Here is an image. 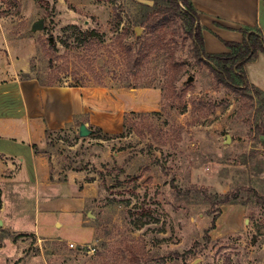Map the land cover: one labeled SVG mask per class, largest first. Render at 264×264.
<instances>
[{"label": "rangeland", "instance_id": "374dc122", "mask_svg": "<svg viewBox=\"0 0 264 264\" xmlns=\"http://www.w3.org/2000/svg\"><path fill=\"white\" fill-rule=\"evenodd\" d=\"M145 4L155 0H0L1 82L154 93L118 132L85 115L46 134L52 170L81 175L90 237H15L0 225V264H264V93L218 82L185 18L171 13L153 31ZM7 200L34 219L33 188Z\"/></svg>", "mask_w": 264, "mask_h": 264}, {"label": "crops", "instance_id": "0c3cea01", "mask_svg": "<svg viewBox=\"0 0 264 264\" xmlns=\"http://www.w3.org/2000/svg\"><path fill=\"white\" fill-rule=\"evenodd\" d=\"M191 1L205 27L203 38L209 53L230 51L225 41L241 42L244 37L241 27H257L264 34L263 0ZM245 68L250 83L264 90V53L259 52ZM111 90L107 94L105 87L43 85L37 78L13 77L0 81L3 229L14 232L15 237L24 233L54 241L66 240L58 235L57 228L64 233L77 230L81 240L90 237V226L82 221L86 198L75 188L76 179L81 175L52 170L49 157L40 148L46 143L48 131L60 130L85 115L104 130L118 132L122 129L125 111L145 109L149 96L154 94L149 89H134L130 93L125 89ZM33 144L38 145L40 152L34 150ZM13 165L18 169L12 171ZM29 188H33L35 195L34 219H27L22 209L14 208L7 200L13 193L16 197L24 196ZM20 240L17 239L18 243Z\"/></svg>", "mask_w": 264, "mask_h": 264}, {"label": "trees", "instance_id": "16d2710c", "mask_svg": "<svg viewBox=\"0 0 264 264\" xmlns=\"http://www.w3.org/2000/svg\"><path fill=\"white\" fill-rule=\"evenodd\" d=\"M145 6L153 10L146 16L143 24L153 31L157 29L155 26H160V22L171 13L180 14L185 18L188 32L194 41L195 57L208 65L218 82L223 83L233 91H246L250 88L256 90L258 93H264V90L250 83L245 68L246 64L256 58L259 52L264 53V34L260 28L241 27L240 30L244 36L241 42L225 41L230 51L209 53L205 49L203 38V29L205 27L201 24L199 12L191 0H166V3L161 6L155 0L153 6L147 4ZM88 35L97 36L99 35V31L92 30ZM37 79L43 85H53L52 83L44 82L39 77ZM49 133L53 132L48 131ZM33 147L36 152H40L37 144H33ZM223 202L229 203L231 201L228 197H224ZM19 235L21 236L22 234Z\"/></svg>", "mask_w": 264, "mask_h": 264}, {"label": "water", "instance_id": "95a60500", "mask_svg": "<svg viewBox=\"0 0 264 264\" xmlns=\"http://www.w3.org/2000/svg\"><path fill=\"white\" fill-rule=\"evenodd\" d=\"M37 27L40 29L43 28V22H39L37 24ZM188 80L189 81L193 80V76H189ZM90 132H91V130L87 127V125L85 123H82L80 125V134L82 136H88L90 134ZM228 140H230V137H228ZM2 223H3L2 220H0V225H2Z\"/></svg>", "mask_w": 264, "mask_h": 264}, {"label": "built area", "instance_id": "2783aa9c", "mask_svg": "<svg viewBox=\"0 0 264 264\" xmlns=\"http://www.w3.org/2000/svg\"><path fill=\"white\" fill-rule=\"evenodd\" d=\"M70 246H74V244L73 243H70Z\"/></svg>", "mask_w": 264, "mask_h": 264}, {"label": "bare ground", "instance_id": "6f19581e", "mask_svg": "<svg viewBox=\"0 0 264 264\" xmlns=\"http://www.w3.org/2000/svg\"><path fill=\"white\" fill-rule=\"evenodd\" d=\"M108 128V127H107Z\"/></svg>", "mask_w": 264, "mask_h": 264}]
</instances>
